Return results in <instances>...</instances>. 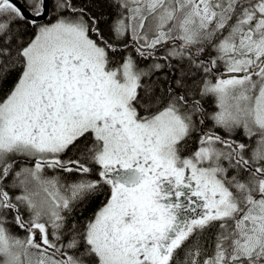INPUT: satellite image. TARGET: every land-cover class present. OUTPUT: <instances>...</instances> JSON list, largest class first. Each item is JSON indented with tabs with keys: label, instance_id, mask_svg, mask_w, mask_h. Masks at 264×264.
Segmentation results:
<instances>
[{
	"label": "snow or ice",
	"instance_id": "obj_1",
	"mask_svg": "<svg viewBox=\"0 0 264 264\" xmlns=\"http://www.w3.org/2000/svg\"><path fill=\"white\" fill-rule=\"evenodd\" d=\"M0 264H264V0H0Z\"/></svg>",
	"mask_w": 264,
	"mask_h": 264
},
{
	"label": "trees",
	"instance_id": "obj_2",
	"mask_svg": "<svg viewBox=\"0 0 264 264\" xmlns=\"http://www.w3.org/2000/svg\"><path fill=\"white\" fill-rule=\"evenodd\" d=\"M103 199H104V197L100 196V197L96 198L95 200H93L92 202H90L85 215H90L93 211H95L101 205V202L103 201Z\"/></svg>",
	"mask_w": 264,
	"mask_h": 264
}]
</instances>
